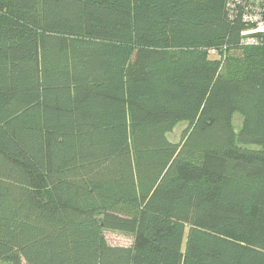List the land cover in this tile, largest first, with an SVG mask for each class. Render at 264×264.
Returning <instances> with one entry per match:
<instances>
[{"label": "trees", "instance_id": "16d2710c", "mask_svg": "<svg viewBox=\"0 0 264 264\" xmlns=\"http://www.w3.org/2000/svg\"><path fill=\"white\" fill-rule=\"evenodd\" d=\"M241 13L0 0V264H264V45Z\"/></svg>", "mask_w": 264, "mask_h": 264}, {"label": "built area", "instance_id": "2783aa9c", "mask_svg": "<svg viewBox=\"0 0 264 264\" xmlns=\"http://www.w3.org/2000/svg\"><path fill=\"white\" fill-rule=\"evenodd\" d=\"M232 2L242 7L243 21L255 27L251 31L241 33L243 39L240 45L246 47L264 45V0H232ZM256 34L262 36L253 37ZM210 54L214 55V51H210Z\"/></svg>", "mask_w": 264, "mask_h": 264}, {"label": "rangeland", "instance_id": "374dc122", "mask_svg": "<svg viewBox=\"0 0 264 264\" xmlns=\"http://www.w3.org/2000/svg\"><path fill=\"white\" fill-rule=\"evenodd\" d=\"M227 56V55H226ZM225 56V57H226ZM224 57V56H223ZM221 59L223 61L225 58ZM216 60H220L219 57L215 58ZM239 125V118L236 115L234 117V126L237 129V126ZM186 128L185 124H179L170 134L167 135V138L170 142L177 143L180 139V135L183 132V130ZM105 240L106 242L114 247H128L130 245V240L121 234L117 233H105Z\"/></svg>", "mask_w": 264, "mask_h": 264}, {"label": "water", "instance_id": "95a60500", "mask_svg": "<svg viewBox=\"0 0 264 264\" xmlns=\"http://www.w3.org/2000/svg\"><path fill=\"white\" fill-rule=\"evenodd\" d=\"M261 36H262L261 34L253 35V37H261Z\"/></svg>", "mask_w": 264, "mask_h": 264}]
</instances>
